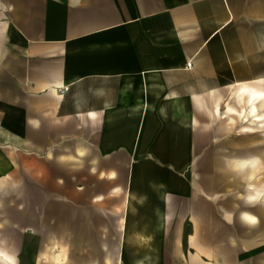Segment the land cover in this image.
Returning a JSON list of instances; mask_svg holds the SVG:
<instances>
[{
  "label": "crops",
  "instance_id": "0c3cea01",
  "mask_svg": "<svg viewBox=\"0 0 264 264\" xmlns=\"http://www.w3.org/2000/svg\"><path fill=\"white\" fill-rule=\"evenodd\" d=\"M208 99L211 115L235 119L244 154L234 163L251 178L245 157L264 148L245 155L260 143L241 136L264 130V0H0V177L23 171L47 183L59 159L95 195L71 201L92 213L45 229L83 239L73 253L92 254L61 264H225L208 262L198 242L207 233L188 186L174 194L163 176L195 172ZM247 189L248 200L264 196ZM118 192L113 219L102 210ZM239 217L235 264H264V229L250 212ZM30 223L36 236V215ZM0 263L17 264L2 244Z\"/></svg>",
  "mask_w": 264,
  "mask_h": 264
},
{
  "label": "rangeland",
  "instance_id": "374dc122",
  "mask_svg": "<svg viewBox=\"0 0 264 264\" xmlns=\"http://www.w3.org/2000/svg\"><path fill=\"white\" fill-rule=\"evenodd\" d=\"M226 94V90L221 91L223 97ZM212 104L213 100L208 99L207 132L205 116L197 112L195 172L163 176L174 194L184 193L188 186V192L195 197L197 229L203 236L207 233V237H198V242H207L208 253L211 255L208 256V262L215 263L219 260L225 264H235L238 235L240 232L242 235L243 228L247 225L240 219L239 213L247 211L254 214L258 229H264V196L255 201L246 198L249 183L258 190L264 188V157L252 156V153L261 154L260 150L264 148L261 140L264 138V130L246 132L241 136L246 140L255 138L260 143L245 148V155L252 154L245 158L254 160L253 167L250 168L253 176L249 178V173L240 174L234 163L241 158L237 155L244 154L242 151L238 152L236 121L234 118L218 119L211 115ZM54 161L56 162L52 168H49L53 169V174L47 183L44 174H38L36 182L23 171L15 175V178L12 174L0 177V244L13 252L17 264H49L50 259L53 264H61L67 260H77L78 257L92 256L73 253L80 248L78 241L83 240L81 238L70 241L68 238L45 237L48 233L45 229L60 232L62 214L70 216L92 213L91 206L72 205L73 199L83 202L86 198L95 196L91 188L84 189L91 186L86 180V174L76 176L61 172L69 167L62 166L65 164H61L59 159ZM110 198L115 205L105 207L102 213L112 214L114 219L116 214L122 212L119 205L122 193L118 192ZM34 215L38 219V228L41 229L36 236L30 227V219ZM45 215L47 219L56 216L59 221L46 223ZM104 224L107 230L114 231L115 222L107 221ZM111 239L114 240L113 237ZM106 256L101 255V260H106ZM117 263L119 258L115 264Z\"/></svg>",
  "mask_w": 264,
  "mask_h": 264
},
{
  "label": "built area",
  "instance_id": "2783aa9c",
  "mask_svg": "<svg viewBox=\"0 0 264 264\" xmlns=\"http://www.w3.org/2000/svg\"><path fill=\"white\" fill-rule=\"evenodd\" d=\"M187 66L190 67V63H187ZM117 264H122L121 261H119V263Z\"/></svg>",
  "mask_w": 264,
  "mask_h": 264
}]
</instances>
